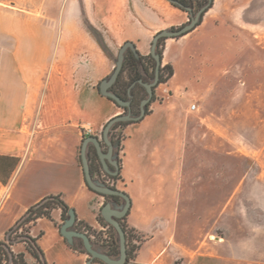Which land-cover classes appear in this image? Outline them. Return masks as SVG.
Instances as JSON below:
<instances>
[{
	"label": "crops",
	"instance_id": "0c3cea01",
	"mask_svg": "<svg viewBox=\"0 0 264 264\" xmlns=\"http://www.w3.org/2000/svg\"><path fill=\"white\" fill-rule=\"evenodd\" d=\"M213 1L190 32L218 27L216 20L225 14L243 19L242 0H224L230 9L225 13ZM187 19V12L169 0H62L61 38L53 47V34L36 18L0 10V240L28 207L48 195H60L74 208L76 224L95 231L103 227L98 216L105 198L86 185L78 153L86 129L100 137L106 122L123 109L99 93L98 83L114 69L112 55L124 42L148 56L158 31L180 27ZM168 62L161 58V65ZM169 114L154 100L142 119L122 128L119 178L109 181L128 194L125 222L142 238L126 264H264L257 251L244 256L234 250L247 247L243 240L196 241V224L202 226L201 219L195 222L196 181L205 187L199 200L223 198L219 208L203 202L198 217L226 211L227 133L199 127L194 116L179 110ZM51 215L56 217L54 247L71 257L51 264H86V252L69 247L59 232L61 210ZM41 219L48 218L36 223ZM12 250L33 261L22 242Z\"/></svg>",
	"mask_w": 264,
	"mask_h": 264
},
{
	"label": "rangeland",
	"instance_id": "374dc122",
	"mask_svg": "<svg viewBox=\"0 0 264 264\" xmlns=\"http://www.w3.org/2000/svg\"><path fill=\"white\" fill-rule=\"evenodd\" d=\"M61 1L0 0V10L36 18L47 33L53 34L54 47L61 38ZM196 1L206 3L204 0ZM241 2V20L234 21L225 14L223 19L216 20L218 27L208 25L202 31L195 30L181 37L160 39L162 60L169 61L173 75L157 85L154 99L162 102V108L168 115L179 110L184 117L194 116L199 127L226 129V211L198 217V209L203 208V202L210 203L211 208H219L223 198L199 200L204 182L196 181L193 190L195 222L202 220L201 227L196 224V241H213L217 236L228 241L243 240L248 243L247 247H236L234 250L249 256L254 251L258 252L257 255H264V0ZM224 3V0L216 1L219 12L230 10L223 6ZM187 15L186 22L189 20ZM86 26L101 41L100 33L88 23ZM104 57L100 51V66ZM116 57L117 54L112 55L113 60ZM122 79L126 80L127 75L123 74ZM192 103L197 107L188 111ZM199 158L200 155L195 156V159ZM160 159V156L156 157L157 161ZM108 184L112 185L111 182ZM55 223L56 217L51 215L50 219L37 222L31 231V235L34 234L32 236L43 232L37 242L49 264L55 260L70 261L71 258L54 247L57 239ZM200 228L203 230L200 231ZM109 234L117 238L108 228L106 237ZM97 235L95 245L106 243L103 231ZM198 250L196 248V252Z\"/></svg>",
	"mask_w": 264,
	"mask_h": 264
},
{
	"label": "water",
	"instance_id": "95a60500",
	"mask_svg": "<svg viewBox=\"0 0 264 264\" xmlns=\"http://www.w3.org/2000/svg\"><path fill=\"white\" fill-rule=\"evenodd\" d=\"M169 1L171 2L172 0ZM212 2L213 0H207L206 3L202 5L195 13L193 12L192 7L182 5V7L189 12L188 22L175 29H162L153 36L150 46V55L155 60V79L152 83H146L143 82L142 79H138V82L146 87L148 93V96L140 102V113L135 116L130 115L129 113L118 114L112 117L106 123L100 137L96 135H88L82 140V144L80 147V160L86 185L92 191L98 193L104 198L112 196L119 197L121 199V201H118L115 198L107 199L100 209V214L104 221L110 224L117 233L119 250L118 255L116 256H111L110 254H108L104 250L105 245H95L94 241L86 232L79 230L76 227V213L73 208H70L68 210V216L63 219L59 227L60 234L68 244L77 245L85 250L86 254L89 257L86 261V264H90L94 260H98L103 264L127 263L126 238L119 220L126 216L131 204L130 198L126 192L112 187V185H109L106 181H100L94 177L89 166L87 146L88 144L94 145L98 155V159L102 165V169L106 174H108L109 176H115L118 174L119 160L118 151H116L118 142L113 143L109 139L108 135L110 128L116 122L138 121L145 116L144 106L151 100L153 96L152 86L159 83L161 55L156 51L159 40L161 38L181 37L186 33L192 31L200 23L204 12L207 11ZM128 50H130L134 54L135 58L139 62L141 61L134 43L131 41L124 42L118 50L113 71L108 76L101 79L97 86V89L101 95L109 98L122 109H124L126 106H129V101L124 100L120 95L111 91L109 88L114 84V82L120 75L124 64L125 53ZM133 84L134 83H132L131 86ZM130 97H132V95Z\"/></svg>",
	"mask_w": 264,
	"mask_h": 264
},
{
	"label": "trees",
	"instance_id": "16d2710c",
	"mask_svg": "<svg viewBox=\"0 0 264 264\" xmlns=\"http://www.w3.org/2000/svg\"><path fill=\"white\" fill-rule=\"evenodd\" d=\"M204 1L206 2L207 0H204ZM171 3L183 11H186V10L182 7V5L190 6L192 7L193 12L194 10L196 12L202 5H204L202 1L194 2V0H172ZM186 12L189 14L188 11ZM161 39L164 40L165 38H161ZM156 51L161 55V58H162V49L160 47V40L157 44ZM139 56L141 60L140 62L135 58L134 54L130 50H128L125 53L124 64L120 72L118 81L122 82L125 85H129L133 81L142 79L141 71H140L142 67V61L148 63V65L154 68L155 61L150 54L148 56H142L139 54ZM123 74L127 75L126 80L122 79ZM172 75H173V70L170 64L161 65L160 73H159V83L166 82ZM130 122L132 121L116 122L112 125V127L109 130V135H108L109 139L113 143L118 142L116 151L120 150L121 141L124 138V134L122 133V128ZM85 137L86 136H84L83 139ZM87 157L89 161L90 170L93 173V171H95L100 165V161L98 159V155H97L96 149L93 144H88L87 146ZM78 160L81 164L80 155H78ZM119 169H120V160H119ZM117 178H119V172L115 176H109L110 180H116ZM112 187H114L113 184H112ZM110 198L117 199L119 197L111 196ZM55 208H59L61 210L62 219H65L68 216V210L70 209V206L66 204V202L61 198L60 195L45 196L41 200L36 202L35 204L28 207L25 213L21 217H19L16 220V222L5 232L3 239L0 240V264H48L44 256V252L37 242L38 238L42 235V232H40L37 236H32L30 233V229L33 225L36 224V221L39 218L46 217L50 219L51 212ZM98 220L103 226H107V229L109 228L117 235L115 229L110 224L104 221L101 214H99ZM119 222L125 233L126 251H127V261L126 262L128 263L130 260L134 258L135 253L139 246V242L142 240V238L139 236H136L133 233V229L130 228L126 224L125 217L121 218ZM60 225L61 224H59V227ZM76 227L78 229L86 230L88 231V233L96 232L95 230L91 229L87 225L82 226V225H79V223H77ZM17 242H22L24 244L26 251L33 258L32 262H29L26 260L25 254L23 252L15 253L12 250V245ZM104 245L107 248L106 252L108 254H110L111 256L118 255L119 244H118L116 236L109 234L106 237V243H104ZM68 246L73 249L85 252V250L82 247H79L76 245H70V244H68ZM94 261L99 262L98 260H94ZM99 263L103 264L101 262Z\"/></svg>",
	"mask_w": 264,
	"mask_h": 264
},
{
	"label": "flooded vegetation",
	"instance_id": "af4514ba",
	"mask_svg": "<svg viewBox=\"0 0 264 264\" xmlns=\"http://www.w3.org/2000/svg\"><path fill=\"white\" fill-rule=\"evenodd\" d=\"M154 59V58H153ZM155 61V60H154ZM141 76L142 81L146 83H152L155 79V65L154 68L148 65V63L142 61V67H141ZM160 73V72H159ZM119 76L117 80L114 82V84L109 88L111 91L115 92L116 94L120 95L124 100L129 101V106H126L123 109V113H129L130 115H138L140 113V102L144 98L148 96L147 89L144 85H141L138 80L131 82L129 85H125L122 82L118 81ZM134 83L132 86L131 84ZM159 84V83H158ZM155 84L152 86L153 88V96L151 100L144 106L145 114L149 112V106L150 104L155 100L154 94L155 89L157 88V85ZM132 95V97H130ZM119 159V158H118ZM98 171L94 173V177L97 178L100 181H109V176L106 174L103 169L102 165L98 166ZM108 199H111L110 197H107ZM83 230V229H79ZM105 251L107 248L105 247Z\"/></svg>",
	"mask_w": 264,
	"mask_h": 264
},
{
	"label": "built area",
	"instance_id": "2783aa9c",
	"mask_svg": "<svg viewBox=\"0 0 264 264\" xmlns=\"http://www.w3.org/2000/svg\"><path fill=\"white\" fill-rule=\"evenodd\" d=\"M196 108V104L195 103H192L191 104V106H190V109H195ZM86 134H90L91 133V129H86V132H85ZM106 230H107V226H103L99 231L101 232V231H103V236L106 238ZM99 231H96V232H89L88 233V231H84V232H86L90 237H91V239L93 240V241H96V237H98V232ZM102 241H103V239H102ZM102 245H104V243L102 242L101 243Z\"/></svg>",
	"mask_w": 264,
	"mask_h": 264
}]
</instances>
